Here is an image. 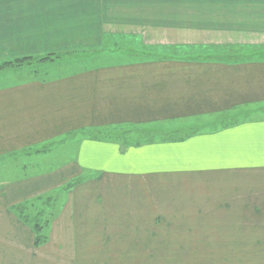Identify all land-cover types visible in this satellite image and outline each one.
Masks as SVG:
<instances>
[{"label":"crops","instance_id":"crops-1","mask_svg":"<svg viewBox=\"0 0 264 264\" xmlns=\"http://www.w3.org/2000/svg\"><path fill=\"white\" fill-rule=\"evenodd\" d=\"M186 11V0H0V60L67 51L102 57L83 69L48 76L46 67V76L0 85V130L13 146L66 141L58 165L0 184V264H78L45 248L89 247L88 237L116 235L122 221L152 225L149 187L161 181L193 189L203 223L264 220V117L228 119L264 106V60L186 53L209 46L168 38L186 27L168 13ZM207 117L227 123L175 140L151 134L153 126ZM116 128L115 138L90 136ZM122 132L152 139L125 145ZM52 191L63 193L54 197L58 213L45 227L46 243L35 248L34 231L15 207ZM117 211L128 214L113 218Z\"/></svg>","mask_w":264,"mask_h":264},{"label":"rangeland","instance_id":"rangeland-1","mask_svg":"<svg viewBox=\"0 0 264 264\" xmlns=\"http://www.w3.org/2000/svg\"><path fill=\"white\" fill-rule=\"evenodd\" d=\"M186 4V12L168 13L169 18H180L186 21V27L171 30L168 38L170 41L178 39L182 41L187 38L188 42L209 44L200 50L192 49L186 53L215 55L233 60L243 55L250 60H264V10H262L264 0H186ZM260 4L263 5L262 9ZM223 6L229 7V10L222 9ZM167 52L172 55L186 54L175 48ZM58 54L60 59L47 62V66H40L42 68L36 74L29 71L33 63L21 66L9 65L17 57L0 60V85L18 82L30 76H40L47 68L48 76H52L102 62V57L97 58L87 51L75 53L67 51ZM44 74L46 76V73ZM234 115V118L228 119L264 117V106L256 105L242 109L236 111ZM225 123L227 120L220 118L214 122L209 117L197 118L193 122L182 121L168 123L166 126L161 125L164 130L153 126L151 134L158 136L161 140L168 139L163 136L175 134L174 138L178 139L190 132L217 127ZM188 125L191 127H186ZM151 126L145 125L149 128ZM171 129L176 131L169 132ZM118 132L116 128L112 131L94 132L90 136L99 139L107 138V136L115 138ZM7 136L6 130H0V152L13 151L12 154L0 156V184L13 178L35 174L41 170L39 167L53 168L58 165V159L62 156H56V153L66 142L57 138L49 141L41 138L31 139V145L35 142L37 144L18 149L23 141H15L13 146ZM73 182L74 180L66 181L63 190L68 189ZM180 184L168 180L149 187V192L152 191L154 195L155 205V220L152 225L145 218L135 222L122 221L120 228L116 230V235L102 237V231H99L100 234L88 237L91 241L89 247H81V245H78L80 247H51L50 245L43 248L47 250V255H56L57 259L76 261L78 264H264V220L212 222L218 223L217 226L210 224L211 221L203 223L197 218L194 210L196 197L191 194L193 189L191 191V188L185 184ZM162 191H171L170 195L168 192L165 194L163 201L166 203L164 204H162ZM58 195L62 196L63 193L52 191L45 194L47 200L40 202L39 199H34L28 202L30 204H25L27 206L25 214L42 225L40 236H45L43 242L34 245V233L35 248L46 243L45 227L58 213L53 212V209L58 207L54 200V197ZM25 205L22 204L20 207ZM47 206L50 210L43 211L42 207ZM127 214L128 212L118 213L117 211L112 213V216L118 218Z\"/></svg>","mask_w":264,"mask_h":264},{"label":"trees","instance_id":"trees-1","mask_svg":"<svg viewBox=\"0 0 264 264\" xmlns=\"http://www.w3.org/2000/svg\"><path fill=\"white\" fill-rule=\"evenodd\" d=\"M60 59V54H44V55H24V56H19L15 59V61H12L9 63V65H17L21 66L23 64H30L33 63V67H31V72L36 74L38 72V68L42 65H46L47 62H52L53 60ZM36 67V68H35ZM33 74V75H34ZM143 134L140 132L138 135L133 134L132 132H122L120 134V137L122 139V142L125 145H131V144H140L141 142H146L150 141L152 138L149 137L147 134L145 136H142ZM175 134L169 135V136H163L164 138H168L171 140H175L174 138ZM108 137V136H107ZM25 207H20V205H17L15 207V212L16 215L18 216L19 219H21L23 222L30 224L32 230L35 233V239H34V245H38L41 242L44 241L45 236H40L42 231V225H40L38 222H36L35 219L29 218L28 215L25 214ZM40 237V238H39Z\"/></svg>","mask_w":264,"mask_h":264}]
</instances>
